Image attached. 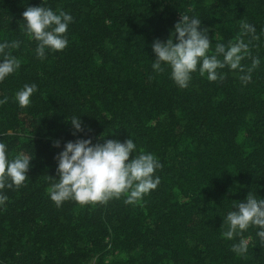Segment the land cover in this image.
<instances>
[{
  "label": "trees",
  "instance_id": "obj_1",
  "mask_svg": "<svg viewBox=\"0 0 264 264\" xmlns=\"http://www.w3.org/2000/svg\"><path fill=\"white\" fill-rule=\"evenodd\" d=\"M39 6L73 18L67 47L46 48L44 59L22 15ZM181 15L207 29L209 56L218 43H249L260 61L250 82L240 77L251 58L242 60L243 73L218 69L224 79L215 82L197 70L184 89L169 66L156 72L152 45L167 42ZM242 21L258 39L241 36ZM13 41L20 47L6 52L20 67L0 82V100L8 98L0 103V143L10 161L32 160L23 186L0 190L8 197L0 205V264H264L257 227L222 237L236 202L249 192L264 199V0H0V44ZM32 84L38 90L22 108L15 95ZM130 138L133 157L143 150L162 165L155 190L134 204L126 195L59 207L51 200L55 158L67 142ZM242 238L248 251L238 255L231 248Z\"/></svg>",
  "mask_w": 264,
  "mask_h": 264
},
{
  "label": "clouds",
  "instance_id": "obj_2",
  "mask_svg": "<svg viewBox=\"0 0 264 264\" xmlns=\"http://www.w3.org/2000/svg\"><path fill=\"white\" fill-rule=\"evenodd\" d=\"M24 31L30 39H34L38 46L37 57L45 58V49L53 52L63 51L68 41L66 32L72 17L64 11L59 14L53 10L39 6L27 7L23 12ZM201 21L181 15L180 22L175 24V30L166 43L154 41L152 48L156 59L152 64L153 69L162 73L165 64L171 69V78L175 84L184 89L188 87L191 74L199 71L201 76L207 75L210 82L223 80V75L218 74V69L226 66L231 70L239 69L245 72L241 65L242 60L251 58L249 43L238 37L235 43L227 47L216 44L214 54L208 55L211 42L208 31H199ZM241 36H255V28L242 21ZM20 43L13 41L11 44H0V82L13 74L19 67L20 61L6 49H18ZM220 57H223L221 60ZM252 66L247 69L246 75L240 77L243 83L251 80V72L259 66L258 58H251ZM37 85H25L15 95V100L20 107L30 104L31 96L37 91ZM8 98L0 100L7 103ZM70 124L75 132H82V121L73 117ZM74 132V134H75ZM55 147H60L59 141ZM136 145L130 138L124 143L106 140L104 143L92 144L90 139H80L75 142H67L64 150L55 158L58 162L57 174L59 179L49 189L51 200L59 207L66 200H73L80 205L107 203L109 200L119 199L126 195L125 203L134 204L144 195L155 190L160 183L159 177H154L156 169L162 168L157 158L152 154H146L143 150L133 157ZM31 158L27 155H18L11 161L7 156L4 143H0V190L5 187L19 188L28 178ZM53 179L52 177H49ZM10 181V183H9ZM8 197L0 195V205L7 201ZM230 211L222 227V237L232 240L234 236L242 234L250 226L260 229L257 236L264 243V199H257L249 192L244 202H236ZM248 240L240 239L234 244L231 251L238 255H244L248 251Z\"/></svg>",
  "mask_w": 264,
  "mask_h": 264
}]
</instances>
